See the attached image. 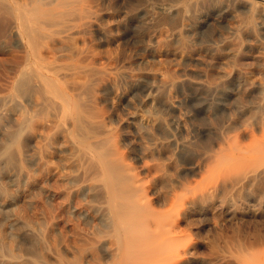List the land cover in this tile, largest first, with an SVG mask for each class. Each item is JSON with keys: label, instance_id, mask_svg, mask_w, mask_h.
Wrapping results in <instances>:
<instances>
[{"label": "rangeland", "instance_id": "1", "mask_svg": "<svg viewBox=\"0 0 264 264\" xmlns=\"http://www.w3.org/2000/svg\"><path fill=\"white\" fill-rule=\"evenodd\" d=\"M28 1L0 0V264H115L111 179L191 264H253L264 177L236 178L264 146V0Z\"/></svg>", "mask_w": 264, "mask_h": 264}, {"label": "bare ground", "instance_id": "2", "mask_svg": "<svg viewBox=\"0 0 264 264\" xmlns=\"http://www.w3.org/2000/svg\"><path fill=\"white\" fill-rule=\"evenodd\" d=\"M28 1V0H27ZM31 0H29L28 2H27V4L30 2ZM34 1V0H33ZM42 1V0H41ZM51 1V0H50ZM49 1V2H50ZM59 1H62V0H59ZM44 2V4H45V0H43L40 4H42ZM48 1H46V3H47ZM58 2V1H57ZM67 3H68V1H67ZM25 4V3H24ZM27 4L25 5V6H27ZM37 4H38V2H37ZM57 4V3H56ZM64 4V3H63ZM23 5V4H22ZM30 5V4H29ZM31 5H33V6H35L34 5V3L32 2V4ZM43 5V4H42ZM2 6H4V4L2 5ZM21 6V5H20ZM19 6V7H20ZM24 6V5H23ZM7 8V5L5 4V6L3 7L4 9L2 10V13L4 12V10L7 12V14L6 15H8V14H10L11 15V12L10 13H8L9 11V9L7 8V10H6V8ZM9 7V6H8ZM1 8V7H0ZM21 8H23L22 6H21ZM21 8H20V10H21ZM27 9H28V6L26 7ZM26 8L24 9L25 11H26ZM170 8V7H169ZM33 9V8H32ZM32 9H30V10H32ZM39 9V8H38ZM161 9H163V8H161ZM260 9H261V7H260ZM262 9H264V6H262ZM1 10V9H0ZM16 10H18V8L16 9ZM20 10H18L19 12H20ZM36 9H33V11L34 12H36L35 11ZM13 11V10H12ZM22 11V10H21ZM28 11V10H27ZM164 11V10H163ZM162 11V12H163ZM262 11H264V10H262ZM5 12V13H6ZM18 12V13H19ZM32 11H30V12H27L28 14L29 13H31ZM165 12V11H164ZM4 13V14H5ZM21 13V12H20ZM53 13V12H52ZM61 13V12H60ZM59 13V14H60ZM21 14H23V12L21 13ZM2 15V14H1ZM0 15V16H1ZM25 15V14H24ZM30 15V14H29ZM32 16H33V14H31ZM31 16V18H33ZM18 17H20V15L18 16ZM21 17H24V16H21ZM26 17L27 18H29L27 15H26ZM3 18V17H2ZM5 18V20H4V24H5V21H6V18L7 17H4ZM9 18H11V17H9ZM13 19V18H12ZM26 18H24V20H25ZM8 20H10V19H8ZM19 20V19H18ZM22 19H20V21H21ZM11 21H13V20H11ZM23 21V20H22ZM158 21V20H157ZM1 22H3V21H1ZM53 22V21H52ZM11 23V22H10ZM13 23V22H12ZM26 23V22H25ZM47 23V22H46ZM54 23V22H53ZM56 23V22H55ZM18 24H19V22H18ZM21 24H22V22H21ZM48 24H50V23H48ZM47 24V25H48ZM52 25V24H51ZM14 26V25H13ZM12 26V27H13ZM64 26H66V25H64ZM25 27V26H24ZM33 29V28H32ZM62 29V28H61ZM52 30V29H51ZM50 30V31H51ZM2 31V30H1ZM35 31V30H34ZM54 31V30H53ZM61 31H63V30H61ZM38 32V31H37ZM59 32V31H58ZM33 34L35 33L36 34V32H32ZM41 33V32H40ZM40 33H38L37 35H40ZM28 34H30V31H29V33ZM32 34V35H33ZM32 35H30V36H32ZM37 37V36H36ZM38 37H40V36H38ZM30 38V37H29ZM43 38H44V36H43ZM46 38V37H45ZM237 38V37H236ZM32 40H30L31 42H33V41H35V42H33V43H30V46H31V44H32V46L35 48V45L38 43L37 41H36V38H34V36L31 38ZM59 40V39H58ZM61 40V39H60ZM59 40V41H60ZM39 41V40H38ZM41 41H42V39H41ZM63 42H64V40H62ZM56 43H58V42H56ZM33 44H35V45H33ZM56 45V44H55ZM65 45V44H64ZM31 46V47H32ZM60 46H63V45H60ZM68 46V45H67ZM31 47H30V50H32L31 49ZM32 47V48H33ZM40 47H41V45H40ZM44 47V46H43ZM53 47V46H52ZM45 48V47H44ZM54 48V47H53ZM67 48V47H66ZM36 54L39 56V53H38V51H37V46H36ZM35 49H33V50H35ZM49 50H51V48L49 49ZM53 50V49H52ZM34 51H32V53H33ZM39 52H41V51H39ZM52 52V51H51ZM54 52V51H53ZM33 54H35V52L33 53ZM43 54V53H42ZM50 54H52V53H50ZM37 55L35 56L36 58H38L37 57ZM33 56V55H32ZM41 57V56H40ZM40 57L38 58L39 60H41L40 59ZM42 58V57H41ZM55 58V57H54ZM33 74V73H32ZM22 80H24V79H22ZM28 80V79H27ZM30 80H33V79H30ZM41 80H43V79H41ZM40 81V80H39ZM39 81H38V83H39ZM43 81H46L45 82V84H47V80H43ZM164 81V80H163ZM23 82V81H22ZM25 82H27V81H25ZM36 82H37V80H36ZM42 82V81H41ZM49 82V81H48ZM15 83V82H14ZM43 83V82H42ZM41 83V84H42ZM34 84V83H33ZM40 85V84H39ZM43 85H44V83H43ZM19 86V85H18ZM36 86V85H35ZM2 88V87H1ZM40 89V88H39ZM161 89H163V88H161ZM42 90V89H41ZM43 91V90H42ZM163 91V90H162ZM37 101H38V99H37ZM52 101V100H51ZM58 104V103H57ZM52 105V104H51ZM44 106V105H43ZM262 106H264V105H262ZM53 106H51V108H52ZM49 108H50V106H49ZM53 109H54V107H53ZM56 115V114H55ZM54 124V123H53ZM61 129H63V128H61ZM262 130V129H261ZM0 138H2L1 136H0ZM221 138V137H220ZM252 139V138H251ZM256 139V138H255ZM262 139H264V138H262ZM262 139H258V140H261V143L262 142H264V141H262ZM251 141V140H250ZM255 141H257V140H255ZM258 142V141H257ZM260 142H259V144H261ZM228 144V143H227ZM247 144V143H246ZM75 147H76V145H75ZM228 147V146H227ZM226 149V148H225ZM247 150H250L251 151V157H250V154H248V156L249 157H247V156H245V157H247L246 159H243L242 161L244 162V160L246 161V165L247 164H249L250 162H251V164H249L246 168H245V170H244V172H243V174H241V176L240 175H238L239 177L238 178H236L237 177V174H238V172H234L233 174H235L236 175V180L237 181H240V183L242 182V184H243V182H244V185H245V182H254V181H256V180H258V182L259 181H261V180H259V179H261L262 177H264V146H262V147H260L258 144H252L250 147H248V149ZM234 150H232V152H233ZM224 152H226V151H224ZM229 152V151H228ZM239 153H240V151H239ZM238 153V154H239ZM233 154H235L234 152H233ZM236 155H237V151H236ZM224 156V155H223ZM211 157V156H210ZM228 156H226V158H227ZM242 157H243V155H242ZM241 157V158H242ZM209 158V157H208ZM232 159L234 158V157H231ZM231 158H227V160L229 161ZM236 158V157H235ZM234 158V159H235ZM238 158V157H237ZM207 159V158H206ZM232 159L230 160V161H232ZM223 160H225V159H223ZM226 160V161H227ZM225 161V163H227ZM229 161V162H230ZM218 164H220V161L219 162H217ZM236 163H237V161H236ZM224 164V163H223ZM230 164V163H229ZM233 164V163H232ZM238 164H239V162H238ZM237 164V165H238ZM241 164V163H240ZM240 164H239V166H240ZM227 166H229V165H227ZM232 166V165H231ZM234 166H235V164H234ZM239 166H237V167H239ZM245 166V165H244ZM225 168V167H224ZM223 168V169H224ZM232 168H234V167H232ZM241 168H242V166H241ZM227 169V168H226ZM239 169H240V167H239ZM220 171H221V169H219ZM230 170H232V169H230ZM229 170V171H230ZM234 170V169H233ZM237 170V169H236ZM242 170V169H241ZM12 171V170H11ZM10 171V172H11ZM223 171V170H222ZM12 173H13V171H12ZM237 173V174H236ZM19 174V173H18ZM227 174V176H228V173H226ZM233 174L231 173V174H229V175H231L230 176V181H232L233 180V178L232 177H234L233 176ZM15 175H16V173H15ZM22 175H25V174H22ZM18 176H20V175H18ZM227 176H225V177H227ZM22 178V177H21ZM25 178V177H24ZM229 179V178H228ZM112 180V186H110V190H109V194L110 195H108V196H110L111 198H110V203H111V208H112V212H113V215H114V217H115V222H114V225H115V228H116V230H117V232L119 233V241L116 243V245H115V243H114V247L116 246V249H117V253L115 254V255H117L118 254V259H117V261H116V263L115 264H191V259H190V257H189V254L191 253L192 254V252H194V251H192V252H190L189 251V249H186V248H183L180 244H179V240L176 242V239L175 238H177L178 239V237H176L175 235V237H173V241H175L174 243H173V241H171V236H169L168 238L170 239V243H171V245H169V242H167L168 243V246H164V245H167V243H164V242H166V239H168L167 237H165V238H162V236L163 235H165V230L167 229V227H169V226H167V227H165V225H164V227L166 228H162L161 226H160V222H159V220H155V217H158V216H154L155 215V213H152V212H150V210L149 211H147V209H145V207H144V209L146 210L145 212L141 209V208H143V207H140V205H138V198L135 196L136 194H134V192H130V191H126V188L124 187V189H122L121 187H117L118 185L116 184L117 183V181H116V183H115V180L114 179H111ZM114 180V181H113ZM227 180V179H226ZM9 181V180H8ZM262 181H264V180H262ZM261 181V182H262ZM13 182V181H12ZM119 182V181H118ZM226 182V181H225ZM235 180H234V184H235ZM11 183V182H10ZM114 183V184H113ZM232 183V182H231ZM229 184V183H228ZM239 184V183H238ZM247 184V186H248V183H246ZM114 185H116V186H114ZM225 185H227V183H225ZM232 185H233V183H232ZM241 184H239V186H240ZM251 184H249V186H250ZM255 185V184H254ZM120 186V185H119ZM126 186V185H125ZM132 186V185H131ZM235 186V185H234ZM243 186V185H242ZM241 186V187H242ZM130 187V186H129ZM134 187V186H133ZM138 187V186H137ZM231 187V186H230ZM245 187V186H244ZM252 188H253V186H251ZM250 187V188H251ZM256 187V186H255ZM132 188V187H131ZM233 188V187H232ZM257 188V187H256ZM255 188V189H256ZM259 188V187H258ZM262 188V187H261ZM261 188H259L260 190H261ZM122 189V190H121ZM134 189H136V187L134 188ZM239 189V188H238ZM240 189H242V188H240ZM244 189H246V188H243V190ZM248 190H250L249 188H247ZM246 191V190H245ZM258 191V190H257ZM252 192H255V191H252ZM262 192H264V191H262ZM245 193V192H244ZM246 193H248V191L246 192ZM245 193V194H246ZM250 194V193H249ZM249 194H248V196H249ZM251 194H253V193H251ZM262 194H264V193H262ZM261 194V195H262ZM262 196H264V195H262ZM108 199H109V197H108ZM141 199H143V198H141ZM177 200V199H176ZM176 200H173V202L174 201H176ZM172 202V203H173ZM177 202H178V200H177ZM176 203V202H175ZM108 205H109V202H108ZM144 205V204H143ZM146 205V204H145ZM171 206H173V204H171ZM170 206V207H171ZM177 206V205H176ZM254 207V206H253ZM146 208H147V205H146ZM179 208V207H178ZM141 209V210H140ZM170 209H174V210H176L177 209V207H176V209H175V207L173 208H170ZM109 212V211H108ZM172 213V212H171ZM176 214H177V211L175 212ZM112 215V214H111ZM173 215H174V213H173ZM172 216V215H171ZM161 218V217H160ZM173 218V217H172ZM259 218V217H258ZM159 219V218H158ZM175 219V218H174ZM114 220V219H113ZM161 220V219H160ZM170 223H172V219L170 218ZM177 220V219H176ZM162 221H163V219H162ZM149 223V224H151V225H153V228L151 229V230H149V229H145V231L146 232H144V233H142V231L140 230L141 228H142V230H144L143 229V227L145 226L144 225V223ZM168 222V221H167ZM166 222V223H167ZM221 222V221H220ZM163 224H164V221L162 222ZM161 223V225H163ZM213 224V223H212ZM144 225V226H143ZM167 225V224H166ZM173 224H171L170 226H172ZM175 225V224H174ZM142 226V227H141ZM221 226V225H220ZM232 226V225H231ZM176 227V226H175ZM251 227V226H250ZM114 229V228H113ZM163 229H165L164 230V232H163ZM175 229V228H174ZM177 229V228H176ZM175 229V230H176ZM172 230V229H171ZM178 230V229H177ZM167 231V230H166ZM167 234V233H166ZM178 235V234H177ZM116 236V235H115ZM114 236V238H116V237H118V236H116L115 237ZM180 236V235H179ZM183 237V236H182ZM160 238H162V239H164L163 241H161V240H159ZM181 238V237H180ZM184 238H185V236H184ZM116 239H118V238H116ZM242 242V241H241ZM163 243H164V245H163ZM177 243H178V245H180L181 246V248H179V246L177 245ZM246 243V242H245ZM254 243V242H253ZM112 245H113V243H112ZM240 245V242H238V245L237 246H239ZM170 246H173V247H170ZM248 246V245H247ZM114 247L112 248V250L114 249ZM242 247V246H241ZM240 247V248H241ZM245 246H243V248H244ZM222 248H223V246H222ZM236 248V247H235ZM243 248L241 249L242 251H243ZM248 248H250V247H247V249ZM218 249V248H217ZM216 249V250H217ZM246 249V250H247ZM253 249V248H252ZM236 250H238V251H240L239 250V248H237ZM255 250V249H254ZM116 251V250H115ZM114 251V252H115ZM222 251H224V250H221V254L223 253ZM230 251V250H229ZM233 252L235 251V250H232ZM248 252H250L249 251V249L247 250ZM253 251V250H252ZM250 252L251 254L253 253V252ZM218 252H219V250H218ZM226 252V251H225ZM53 253V252H52ZM216 253H217V251H216ZM228 253H230V252H228ZM240 253V252H239ZM243 253V252H242ZM215 254V253H214ZM227 254V253H226ZM225 254V255H226ZM233 254V253H232ZM238 254V253H237ZM244 254V253H243ZM213 255V254H212ZM223 255H224V253H223ZM234 256H235V254H233ZM245 255V254H244ZM243 255V256H244ZM230 256V255H229ZM243 256H242V258H243ZM247 255H245L244 256V258L246 257ZM251 256V255H250ZM115 256H113V258H114ZM201 257V256H200ZM213 257V256H212ZM220 257H222L221 255H220ZM226 257H228V255L226 256ZM241 257V256H240ZM215 258H216V255H215ZM218 258V257H217ZM223 258V257H222ZM221 258V259H222ZM224 258H225V256H224ZM223 258V259H224ZM230 258V257H229ZM232 258V257H231ZM234 258V257H233ZM238 258V257H237ZM248 258V257H247ZM246 258V259H247ZM252 258V260H254L253 262H252V260H250L253 264H264V246H259V248H257L256 250H255V254H254V256L253 257H251ZM245 259V260H246ZM212 260V259H211ZM220 260V259H219ZM225 260V259H224ZM231 260V259H230ZM230 260H228V259H226V262H229ZM236 261L238 260V259H235ZM197 261V260H196ZM199 261V260H198ZM213 261V260H212ZM218 261V260H217ZM232 261V260H231ZM230 261V262H231ZM234 261V260H233ZM240 260H238L237 262H232V263H230V264H239L240 262H239ZM247 261V260H246ZM249 261V262H250ZM243 262H245V261H243ZM248 262V261H247ZM198 263V262H197ZM215 263V262H214ZM229 263H225V262H223V263H220V264H229ZM200 264H201V262H200ZM213 264V263H212ZM217 264H218V262H217ZM248 264V263H247ZM250 264V263H249Z\"/></svg>", "mask_w": 264, "mask_h": 264}]
</instances>
